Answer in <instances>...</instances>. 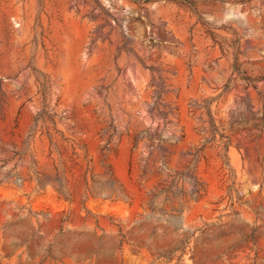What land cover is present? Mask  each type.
Wrapping results in <instances>:
<instances>
[{
	"label": "rangeland",
	"instance_id": "1",
	"mask_svg": "<svg viewBox=\"0 0 264 264\" xmlns=\"http://www.w3.org/2000/svg\"><path fill=\"white\" fill-rule=\"evenodd\" d=\"M0 264H264V0H0Z\"/></svg>",
	"mask_w": 264,
	"mask_h": 264
}]
</instances>
